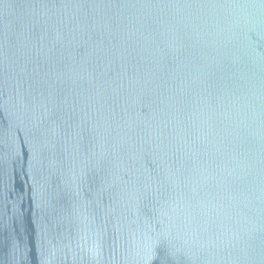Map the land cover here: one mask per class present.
<instances>
[{
	"label": "water",
	"instance_id": "water-1",
	"mask_svg": "<svg viewBox=\"0 0 264 264\" xmlns=\"http://www.w3.org/2000/svg\"><path fill=\"white\" fill-rule=\"evenodd\" d=\"M0 264H264V0H0Z\"/></svg>",
	"mask_w": 264,
	"mask_h": 264
}]
</instances>
